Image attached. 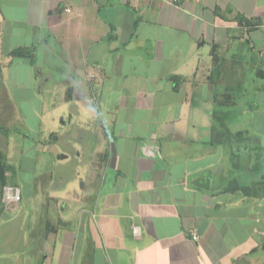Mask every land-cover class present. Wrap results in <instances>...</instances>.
<instances>
[{"label":"crops","instance_id":"1","mask_svg":"<svg viewBox=\"0 0 264 264\" xmlns=\"http://www.w3.org/2000/svg\"><path fill=\"white\" fill-rule=\"evenodd\" d=\"M14 65L46 166L1 140L0 264H264V0H0Z\"/></svg>","mask_w":264,"mask_h":264},{"label":"rangeland","instance_id":"2","mask_svg":"<svg viewBox=\"0 0 264 264\" xmlns=\"http://www.w3.org/2000/svg\"><path fill=\"white\" fill-rule=\"evenodd\" d=\"M38 86L39 73H27V70L23 67L14 65L13 69L9 72L0 73V100L5 99V102L12 105L15 109V116L12 115L8 123H2L0 120V151L5 150V146L2 144L1 140H6V138H8L7 142L10 143L11 137L16 138L15 135L17 134L7 137L8 134H11L12 130H16V132L20 133L28 131V139L27 142L24 143V146L30 148L29 155L33 154V163L31 165L33 166L32 173L34 174V179L36 178V182H38V179H43L45 177L41 168L46 166L44 162L46 159L38 155L42 147H39L36 139H34L36 138V135H34L36 132L34 133V130H37L40 126V135L44 136V128L46 127L43 124V119L38 115V102L40 100ZM25 124L28 126H25ZM29 131H31V134ZM41 136H39V138ZM60 150L62 149L60 148ZM34 152H36L37 155ZM86 160V154H82L80 160L81 164ZM73 161H75L74 158L70 157L68 162L54 164L51 168L55 173H63L68 168H74L75 165ZM55 182L57 181L54 180V183ZM30 183L32 184V181Z\"/></svg>","mask_w":264,"mask_h":264},{"label":"built area","instance_id":"3","mask_svg":"<svg viewBox=\"0 0 264 264\" xmlns=\"http://www.w3.org/2000/svg\"><path fill=\"white\" fill-rule=\"evenodd\" d=\"M20 201V192L17 188L4 186L1 189V203L5 208H14ZM191 240L198 241V236L194 231L190 232Z\"/></svg>","mask_w":264,"mask_h":264},{"label":"trees","instance_id":"4","mask_svg":"<svg viewBox=\"0 0 264 264\" xmlns=\"http://www.w3.org/2000/svg\"><path fill=\"white\" fill-rule=\"evenodd\" d=\"M9 56H11V57H27L28 55L24 49L17 48V49H14L13 51H11L9 53ZM8 169H9V167L5 164L3 159L0 157V191H1L2 187L6 186L5 183H7V181L5 179L4 174Z\"/></svg>","mask_w":264,"mask_h":264}]
</instances>
